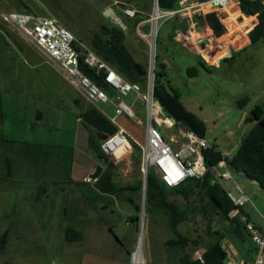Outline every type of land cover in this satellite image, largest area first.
I'll use <instances>...</instances> for the list:
<instances>
[{"label": "rangeland", "instance_id": "rangeland-1", "mask_svg": "<svg viewBox=\"0 0 264 264\" xmlns=\"http://www.w3.org/2000/svg\"><path fill=\"white\" fill-rule=\"evenodd\" d=\"M115 1L0 0V16L6 12L27 11L26 9L37 12L41 16H53L72 32L83 47L87 48L91 44L94 33L99 31L101 24L112 23V17L118 18L117 13L122 9L120 5L115 4ZM119 1L124 2V0ZM137 4L143 6L150 13L149 16L154 13L155 0H137ZM211 10L195 13L194 10H187L185 5H182L180 13L176 17L185 21L186 26L188 12L199 17L205 16ZM239 10L241 12V9ZM234 12L235 10H230V13L224 11L223 14H226V17L218 16L225 27L224 35L227 33L224 21ZM239 15H242L240 19L243 21L240 23L243 24L238 22L242 27L234 36L228 34V37L223 35L224 38H217L212 30L207 28V25H202L194 30L196 33L192 42L183 41L186 45L196 41L194 46L190 45L191 47L187 46V48L182 46L180 38H178L180 46L169 43V27L174 21L172 18L167 26L162 27L160 23L158 24L154 50L150 45L153 41L152 36H136L135 40L132 34L126 32L127 40L135 41L136 48L129 47L138 61L148 62L150 65V61L153 59L155 65L157 58H160V61L166 64L168 78L173 87L179 90L181 100L186 108L205 121L207 141L215 144L225 153L232 151L229 156L236 153L238 148H234L235 144L238 141L241 143V139L243 140L249 132L250 122L247 121V118L250 116L252 108L256 105L264 108V44L261 41L245 49L249 43L248 32L252 29L254 18L246 17L243 13ZM5 31L14 34L15 38L19 40L20 48L17 51L13 50V53L8 50L7 54L1 55L0 58H22V62L25 63L23 67L31 69L27 76L29 80L27 85L35 88L36 92H42L43 97L54 101L53 111L55 113L47 116L45 121L52 130L53 139L58 143L61 137L62 144L65 146H71L73 142L77 143L78 168L75 172V179L90 181V176L94 173L99 162L94 151L86 145L85 136L82 135L83 131H80L77 126L80 108L75 103V99L79 98L83 105H86L88 101L56 67L48 64L52 68L47 67L46 70L39 67L31 68L34 60L41 62L40 58L43 57L33 46L21 40L15 31L10 28H5ZM142 32L150 33V28L147 32L142 28ZM159 38L161 46L158 48ZM2 39L1 37L0 51L6 52L5 40ZM217 39H221L219 44L216 43ZM195 55L208 58L210 63H214L216 58L228 59L222 61L220 66L207 71L199 66ZM44 62L46 61L44 60ZM191 67L198 68L199 75L197 77L188 75L187 70ZM244 98L248 99L247 103L243 107H239L237 102ZM124 101L127 104H132L130 99L126 98ZM138 105L140 103L137 104L135 117L128 118L121 115L118 118V124L144 146L148 114L143 108H138ZM98 108L107 113L109 117L116 115V108L113 106L100 103ZM155 123L157 122L155 121ZM158 129L166 138L174 136L173 140L169 142L174 150L181 149V141L177 139L180 135L177 127L168 128L163 125V127L158 126ZM128 142L130 143L129 139ZM126 147L127 144L115 152L117 158H111L118 166L115 180L122 186L136 182L141 173V169L134 163V150L129 154ZM12 179L19 182H26L27 179L29 181L25 183L26 185L14 183L12 186L0 190V237L6 230H9L7 248L0 251V264H133V254L137 250L140 235H142L140 245L144 264H164L165 260L168 264L164 242L172 237V234L162 220L157 223L144 221L143 226L140 221L136 227L134 223L127 221L128 215L131 214L130 205L117 200L114 210L104 213L103 216L88 209L87 216L83 218L87 220L82 227L83 241L64 245L63 229L66 226V221L61 214L64 204H62L61 195L53 194L55 186L48 184L49 198L47 194H43L42 200H38L42 184H40L41 182L35 184L34 176L15 173ZM34 185L38 187L34 188ZM226 187L237 195L235 186L231 183L226 182ZM79 195L77 188L72 187L69 189L67 199L75 203ZM174 198L184 202L180 196ZM248 198L250 199V197ZM250 202L249 205L261 209L258 198L255 196L251 195ZM100 217L106 223L98 221ZM109 226L113 227V232L110 231ZM225 226L226 224L221 219L213 218V229ZM180 229L190 238L208 239L206 235L207 222L201 217H196L191 222L181 225ZM244 234L248 237L246 233ZM227 244L228 242H225L224 245L227 247ZM129 252L131 253L129 254ZM198 253L200 252L195 254ZM231 264L235 263L231 262Z\"/></svg>", "mask_w": 264, "mask_h": 264}, {"label": "trees", "instance_id": "trees-1", "mask_svg": "<svg viewBox=\"0 0 264 264\" xmlns=\"http://www.w3.org/2000/svg\"><path fill=\"white\" fill-rule=\"evenodd\" d=\"M181 1L158 0V8L162 12L178 11L181 8ZM208 1L210 0H198L199 3ZM239 6L246 17L257 15L259 20L254 27L255 18L253 17L251 27L254 28L248 34L251 45H256L261 41L264 44V7L261 0H240ZM26 10L21 13L41 16L37 12ZM239 12V8H236L235 12L227 16L224 21L227 29L226 35H224L225 27L215 12L196 17L194 20L198 27L207 25L217 38L223 35L228 37V34L232 36L242 27L238 26V22L243 21V19H240L242 15H239L242 13ZM141 18V20H145L147 16H141ZM172 19L174 21L171 22L169 27V43L179 46L175 41V32L179 28L184 29L186 22L176 16ZM239 19L240 21H237ZM170 21V19L165 21L162 27L167 26ZM3 26L4 24L0 22V27ZM8 34L16 40L13 34ZM221 39H217L216 43L219 44ZM73 46L79 54L82 73L106 91L110 98H116L117 91L105 82L103 72H98L87 66L85 63L87 49L110 64L126 81L139 84L143 91L147 90L149 64L148 62L142 63L135 58L126 44V32L120 25L113 22L103 23L99 31L94 33L89 47H83L77 39ZM159 46H161L160 38L158 39V48ZM195 56L200 67L207 71L212 68L203 61L201 56ZM187 73L190 77H197L199 70L196 67H191L188 68ZM154 98L178 127L185 131L194 132L199 137L206 139L207 126L205 121L186 108L181 100L179 90L171 84L166 72V65L160 61V58H157L154 65ZM247 101L248 99L244 98L239 100L237 104L239 107H243ZM75 103L80 108L78 118L89 130L88 147L94 151L99 162L94 173L90 176L93 181H79L73 178L74 146L22 142L27 152L28 165L37 168V175H34L35 183L39 184L41 182L40 184H42L38 200H42L43 194H47L49 198L48 184L55 186L53 191L55 196H62V204L64 205L61 214L64 221H66V226L63 229L64 245L83 241L84 232L82 227L84 222L87 221L83 218L87 216L86 211L88 209L99 216H103L104 213L114 210L117 200L130 205L131 214L128 215L127 221L134 223L136 227L140 224L143 213L145 222L157 223L160 220L165 222L172 234V237L164 242L168 264H228L230 254L224 245L225 242L236 248L239 244L245 248H247V244H251L247 228L241 221L243 210L238 208L230 198L229 192L217 177L216 169L221 162L225 161L232 171L244 173L250 180L256 181L264 189V108L262 106L256 105L252 108L247 121L255 122V126L242 140L232 158L224 156L213 144L203 153L206 172L201 181L189 178L178 186L169 187L162 182L154 168L149 169L146 180L140 173L136 182L124 186L119 185L115 180L118 166L103 151V141L101 140L103 136L112 137L116 135L119 127L98 107L83 106L78 98ZM1 142L2 146L6 148L8 144L13 143L4 136H2ZM131 144L134 149V163L140 168L142 161L141 147L135 142H131ZM16 161L13 158H7L6 162L10 171ZM72 187L77 188L80 194L75 203L67 199L69 189ZM177 196L182 197L184 202L182 203L174 198ZM235 212H237L236 215H234ZM196 217L206 220L208 239L203 240L202 237L190 238L181 231V225L191 222ZM214 217L221 219L226 226L213 229ZM98 221L103 224L106 223L105 220L102 221L101 217L98 218ZM109 229L113 232L112 226H109ZM8 240L9 230H6L0 237V251L7 248ZM198 251L201 253L202 260L195 254ZM247 252L250 253V258L243 255L244 263L253 264L256 249L250 248Z\"/></svg>", "mask_w": 264, "mask_h": 264}, {"label": "built area", "instance_id": "built-area-1", "mask_svg": "<svg viewBox=\"0 0 264 264\" xmlns=\"http://www.w3.org/2000/svg\"><path fill=\"white\" fill-rule=\"evenodd\" d=\"M261 2L264 7V0H261ZM115 4L120 5L125 17L147 16L132 3L115 1ZM182 5H185L187 10H194L195 13L204 12V6H209L212 9L210 13L215 12L221 18L224 11L230 13V10L232 11L234 8L240 9V0H210L206 3L196 4L190 0H182ZM179 13L180 10L162 12L155 7L154 13L141 21V23L149 24L150 33L144 34L139 28L140 23L137 28L138 35L141 37L152 36L153 41L150 45L154 50L158 24L160 23L161 26L165 21L174 18ZM0 20L6 27L15 31L21 40L33 46L46 62L55 66L66 80L82 93L88 102L94 105L102 103L116 108V115L110 117V119L119 127V131L116 135L108 137L102 144L103 151L110 159L117 158L115 149H112L111 144H114L118 136H122L127 143L126 148L129 154L134 150L131 142H135L141 147L142 161L140 169L144 177L147 176L149 169L154 168L162 182L169 187L178 186L189 178L198 181L204 178L206 167L203 153L211 147L209 142L194 132L185 131L181 128L182 146L179 151H176L158 129V126L163 127V125H166L171 128L177 125L173 119L166 115L161 105L154 98V62L149 67L147 90L143 91L139 84L126 81L110 64L87 49L85 58L87 66L98 72H103L105 82L117 91L116 98H110L106 91L82 73L79 54L73 46L76 38L56 18L21 12H6L1 14ZM111 22L122 25L115 17L111 18ZM130 95H133L136 100L143 101L146 105L148 123L145 127L146 143L144 146L118 124V118L121 115L128 118L135 117V105L127 104L124 101ZM220 164H224V161ZM220 178L231 179V175L228 171H225L220 175ZM239 191L240 197L236 198L230 193L229 196L238 208H242L250 199L241 190ZM236 214L237 212L234 213V215ZM241 221L245 224L247 232L255 244L256 254L253 264H264V229L256 228L244 216L241 217ZM198 255V258L202 260L201 253H198Z\"/></svg>", "mask_w": 264, "mask_h": 264}, {"label": "crops", "instance_id": "crops-1", "mask_svg": "<svg viewBox=\"0 0 264 264\" xmlns=\"http://www.w3.org/2000/svg\"><path fill=\"white\" fill-rule=\"evenodd\" d=\"M116 1H119V0H116ZM124 2H131L133 5L135 6L137 5L136 7L139 8V10H141L144 13V15L148 16L150 14L143 6L137 4V0H124ZM191 2L199 3L198 0L191 1ZM14 12H23V11H14ZM117 14H118L117 16L118 21L122 24L121 27L123 28V30L125 32H129L130 34H132L134 36V39L136 40V36H139L137 32V28L142 21L141 16L139 15L136 18L125 17L123 15L122 10L118 11ZM187 14H188L187 25L185 26L184 29L179 28L175 32V41L177 42V44H179V46L181 43L182 46H184L185 48H187V46L191 47L195 45L196 41L191 44L189 43V45H186L183 41L192 42L194 39L193 37L196 33L194 30H196V27H198L194 20L196 16H194L193 13H190V12H188ZM252 17L255 18V25H254L255 27L258 24L259 20H258L257 15L252 16ZM5 28L7 27L6 26L0 27V38L2 37L5 40L4 42L6 44V52L0 51V57L1 55H6L8 50L10 53H13V50L17 51V49L20 48L19 40L13 39L11 35H9L5 31ZM139 28L141 29V31L143 28L144 31L147 32L150 27H149V24L147 23H141ZM207 28L209 27L207 26ZM251 30H249V32ZM234 34L232 36H234ZM178 38L181 39V42L178 40ZM248 38H249V35H248ZM134 43L135 41H133L132 39L128 41L126 38V44L128 47L130 46L131 48L135 49L136 47ZM251 46L252 45H251V41L249 38V43L245 46V49ZM40 59L42 60L41 62L34 60V63L31 64L32 65L31 68L39 67L42 70H46L47 67L52 68L50 67L52 64L48 62H44L43 58H40ZM202 59L208 66L215 68L217 66H220L222 61H225L228 58H219V59L216 58L214 63H210L208 58H202ZM23 65H25V63L22 62V58H0V100H1L0 101V190L6 189L7 187L12 186L14 183H18L19 185H24L26 182L29 181V179H27L26 182L13 181L12 178L15 173H19V174L21 173V175L25 174L27 176L37 175V172H36L37 168L32 165L31 166L28 165L27 154H26L27 152H26L25 146L22 145L23 141L36 142V143H48V144H54V143L62 144L61 137L59 138L58 143L55 142V140L53 139L51 135L52 130L50 129L49 126L46 125V122H45L47 116L49 117L50 115L55 113L53 111L55 107V105L53 104L54 101L50 100L49 98L43 97L42 92H38V91L36 92L35 88H31L29 87V85H27L29 81L27 76L30 74L31 69L23 67ZM127 99L132 100V104L135 105V112H137V104L139 103L140 105H138L139 106L138 108H143L144 110H146L145 103L141 100H136L133 95L128 96ZM87 105L98 107V105H94L90 102L89 103L87 102L85 106ZM105 114L108 116L107 113ZM77 123H78L77 126L79 127L80 131H83L82 135L85 136L86 145L88 146L89 130L82 124L79 118H77ZM80 126H82L84 130L80 128ZM254 126H255L254 122H250V125L248 127L249 132ZM177 128L179 129V133H180L177 139L181 141L180 137L182 134V130L179 127ZM2 136H4L7 140H10L13 143L8 144L7 148L2 146V142H1ZM173 137L174 136L166 138V139L170 142L171 140H173ZM240 142H242V139ZM209 144L213 145L210 142ZM238 144H241V143H239L238 141V143L235 144L234 148H239L240 145ZM71 146H74L75 148V161L73 165V178L75 179V176H76L75 172L78 168V162L76 160V155L78 153L77 143L73 142ZM218 150L222 152V154L228 158H232L236 154L235 153L229 156V154L232 151H228V153H225L220 149ZM8 157L17 160L15 162V165L11 169V171L6 162ZM225 171H228L230 173L231 179L220 178V175ZM216 173H217V177L219 178L221 184L234 197L236 198L240 197L239 190H241L246 196L250 197V199H251V195L258 198V202L261 205V209L259 210L257 207H253L249 205V203H251L249 201L244 205V207L241 208L243 210L242 216H244L247 219V221L253 224L256 228L264 229V189H262L256 181L250 180L244 173H236L232 171L227 166V163L225 161H224V164H219L218 168L216 169ZM9 174L11 175L9 176ZM226 182L231 183L233 186H235V192H237V195L233 194V192L229 188H227L228 186L226 187ZM33 187L37 188L38 186L34 185ZM248 238L250 239L251 244L250 245L247 244L246 246L247 248H245L241 244L238 245V248L227 244L228 245L227 249L230 254L228 264H231V262L235 264H245L243 255L247 258H250V253L247 252V250L250 248L255 249V244L252 242L250 237ZM198 256L199 255L197 254V257ZM164 264H167L166 260Z\"/></svg>", "mask_w": 264, "mask_h": 264}, {"label": "bare ground", "instance_id": "bare-ground-1", "mask_svg": "<svg viewBox=\"0 0 264 264\" xmlns=\"http://www.w3.org/2000/svg\"><path fill=\"white\" fill-rule=\"evenodd\" d=\"M206 7V8H205ZM205 10L211 9L209 6H204ZM126 141L122 136H118L114 144H111L112 149H115V152L126 145ZM133 264H144V257L142 252V247L139 245L135 253L133 254Z\"/></svg>", "mask_w": 264, "mask_h": 264}, {"label": "water", "instance_id": "water-1", "mask_svg": "<svg viewBox=\"0 0 264 264\" xmlns=\"http://www.w3.org/2000/svg\"><path fill=\"white\" fill-rule=\"evenodd\" d=\"M155 7L158 8V0H155ZM234 10H236V8H234ZM223 17H226V14H223V15H222V18H223ZM152 65H153V59H151L149 67H151ZM107 138H108L107 136H103V137L101 138V140H102V141H105V140H107ZM144 180H146V177H144ZM141 221H142V226H143V222H144V213L142 214ZM142 228H143V227H142ZM141 234H142V231H141ZM141 240H142V235H140V238H139V242H138V246H137V248L139 247Z\"/></svg>", "mask_w": 264, "mask_h": 264}]
</instances>
